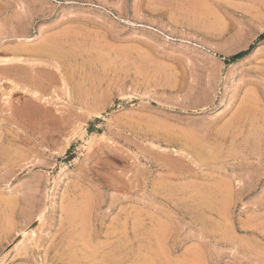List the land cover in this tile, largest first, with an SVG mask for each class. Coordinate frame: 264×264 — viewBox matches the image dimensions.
Here are the masks:
<instances>
[{"label": "rangeland", "instance_id": "rangeland-1", "mask_svg": "<svg viewBox=\"0 0 264 264\" xmlns=\"http://www.w3.org/2000/svg\"><path fill=\"white\" fill-rule=\"evenodd\" d=\"M263 34L264 0H0V264H264Z\"/></svg>", "mask_w": 264, "mask_h": 264}, {"label": "bare ground", "instance_id": "bare-ground-1", "mask_svg": "<svg viewBox=\"0 0 264 264\" xmlns=\"http://www.w3.org/2000/svg\"><path fill=\"white\" fill-rule=\"evenodd\" d=\"M30 41H32V39H27V42H30ZM15 60H16V59H15ZM17 61H18V62H21V61L18 60V59H17ZM7 62H11V61L8 60V59H5V60L3 61V63H7ZM0 63H2V62H0ZM22 82H23V81H22ZM24 83H25V82H24ZM88 207H89V206H88ZM72 214H73V213H72ZM74 215H75V214H74ZM72 216H73V215H72ZM75 217H76V216H75ZM69 218H70V217H69ZM69 218H68V219H69ZM77 218H78V217H77ZM79 218H80V217H79ZM83 218H84V217H83ZM83 218H82V219H83ZM73 219H75V218H73ZM135 219L137 220V218H135ZM38 220H41V217H39ZM77 220H78V219H77ZM136 220H135V221H136ZM75 221H76V220H75ZM79 222L81 223V221H79ZM69 223H70V222H69ZM135 223H137V222H135ZM83 224H84V223H83ZM133 224H134V223H133ZM71 225L74 226L73 223H71ZM75 225H76V224H75ZM118 226H119V225H118ZM121 227H122V226H121ZM123 228H124V227H123ZM31 233H32V231H31V232H30V231L23 232V234H21V237H20L21 241H22V240H25L28 234L32 235ZM69 234H70V232H69ZM71 234H72V232H71ZM85 235H86V234H85ZM28 236H29V235H28ZM67 236H69V235H67ZM72 236H73V235H72ZM30 237H32V236H30ZM66 238H67V237H66ZM70 238H71V237H70ZM70 238H67V239L70 240ZM72 239H73V238H72ZM27 240H29V239H27ZM77 240H78V239H77ZM77 240H76V241H77ZM21 241H18V242L20 243ZM73 241H74V239H73ZM73 241H72V242H73ZM29 242H30V241H29ZM70 242H71V241H69V243H70ZM74 242H75V241H74ZM67 243H68V242H67ZM69 243H68V244H69ZM71 244H73V243H71ZM16 245H17V244H16ZM21 245L23 246V244H21ZM21 245H20V246H21ZM69 245H70V244H69ZM73 245H75V244H73ZM17 247H18V245H17ZM68 247H69V246H68ZM82 247H83V246H82ZM104 247H105V246H104ZM18 248H19V247H18ZM70 248L74 249L73 247H69V249H70ZM102 250H103V249H102ZM103 251H104V250H103ZM105 251H106V250H105ZM100 252H101V251H100ZM79 253H80V252H79ZM106 253H107V252H106ZM108 253H110V252H108ZM75 254H76V253H75ZM72 255H74V253H73ZM72 255H71V258L73 257ZM85 255H86V254H84V256H85ZM91 255H92V254H91ZM98 255H100V253H99ZM76 256H77V258H78V255H76ZM76 256L74 255V259H76V258H75ZM86 256H87V255H86ZM102 256H103V255H101V258H102ZM108 256H110V255H108ZM111 256H112V255H111ZM90 257H91V256H90ZM106 257H107V256H106ZM106 257H104V258L106 259ZM86 258H87V257H86ZM86 258H85V260H87V259L89 258V256H88L87 259H86ZM91 258H92V257H91ZM107 258H108V257H107ZM80 259H81V256H80ZM82 259H84V258H82ZM97 259H98V258H97ZM109 259H110V258H109ZM111 259H112V258H111ZM111 259H110V260H111ZM88 260H90V259H88ZM95 260H96V258H95ZM102 260H103V259H102ZM106 260H107V259H106ZM73 261H74V260H73ZM73 261H72V262H73ZM92 261H93V260H92ZM96 261H97V260H96ZM96 261H95V262H96ZM99 261H100V258H99ZM104 261H105V260H104ZM70 262H71V261H70ZM72 262H71V263H72ZM78 262L81 263V260H80V261L77 260V261H76V264H77ZM82 262H83V261H82ZM84 262H85V261H84ZM84 262H83V263H84ZM90 262H91V261H90ZM110 262H111V261H110ZM110 262H109V264H112L113 260H112L111 263H110ZM80 263H79V264H80ZM86 263L88 264L89 262H86ZM73 264H74V263H73ZM94 264H95V263H94ZM96 264H97V263H96ZM113 264H114V263H113Z\"/></svg>", "mask_w": 264, "mask_h": 264}, {"label": "trees", "instance_id": "trees-1", "mask_svg": "<svg viewBox=\"0 0 264 264\" xmlns=\"http://www.w3.org/2000/svg\"><path fill=\"white\" fill-rule=\"evenodd\" d=\"M264 40V34L261 35L259 38H258V41H263ZM254 48V45L250 46L249 49L245 50V51H242V52H239L233 56H231L230 58H227L225 61L226 63H233V62H236L237 60H240L242 59L243 57L247 56Z\"/></svg>", "mask_w": 264, "mask_h": 264}]
</instances>
